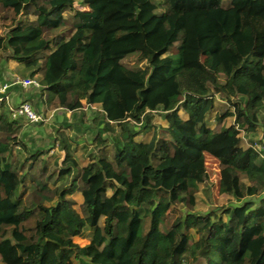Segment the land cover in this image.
<instances>
[{"label":"trees","instance_id":"1","mask_svg":"<svg viewBox=\"0 0 264 264\" xmlns=\"http://www.w3.org/2000/svg\"><path fill=\"white\" fill-rule=\"evenodd\" d=\"M222 1L0 0L12 14L6 25L0 17V64L17 63L40 85L29 93L18 86L21 103L37 114L69 112L73 123L62 126L88 134L95 148L79 173L71 140L57 129L59 184L45 193L43 182L30 194L28 173L11 160L18 120L0 104L3 264H264V144L244 149L240 138L256 131L264 112V6ZM225 53L239 62L225 65ZM134 54L136 63L127 64ZM217 98L229 108L210 128ZM84 105L95 107L86 123ZM156 117L166 139L155 135ZM228 117L233 124L223 126ZM151 129L149 142L138 139ZM108 146L110 160L94 153ZM43 151L32 147L29 168ZM206 156L219 164V194L236 205L200 214L193 208L209 178ZM78 180L83 215L71 200ZM51 192L55 202L46 205ZM86 230L88 244L80 246L73 239Z\"/></svg>","mask_w":264,"mask_h":264},{"label":"rangeland","instance_id":"2","mask_svg":"<svg viewBox=\"0 0 264 264\" xmlns=\"http://www.w3.org/2000/svg\"><path fill=\"white\" fill-rule=\"evenodd\" d=\"M229 3V0H223L222 5L227 6ZM256 5L258 7L264 6V0H256ZM76 10L84 11L86 10V7L83 6L80 3H77L74 5ZM69 13H66L64 17L66 19H69ZM5 16V24H9L11 21V10H4L0 7V17ZM30 19H34L31 17ZM2 22H0V34L4 32L2 27ZM157 21L151 22L146 29H153L156 27ZM69 26L66 25L64 27H61L54 31V33L61 34L64 31L68 30ZM79 59V58H78ZM138 59L137 54L130 55L125 62L127 64H135ZM222 61L226 65L228 63L237 64L239 62V59L231 54H223L222 55ZM79 62V60H78ZM19 69L22 68L21 66H18ZM223 81V80H222ZM134 90H126L125 94L128 96L133 95ZM25 93H29V89L25 91ZM11 95L9 97V106L15 107L18 104H12L11 103ZM30 104V103H29ZM32 109L34 110V107L30 104ZM228 105L224 100H221L217 98L215 100V109L213 112H211L206 120V124L208 127L213 128L216 126V121L214 119L215 115L217 113H223L228 109ZM35 111V110H34ZM36 112V111H35ZM84 117L82 120L88 122L93 112H95V107H87L86 105L83 106ZM37 113V112H36ZM38 115H40L43 118V122L41 125H38V129L35 131H32L34 127L27 124L25 120L20 122L21 128L19 133H17V139L20 142L18 146H16L13 150V154L11 156L12 162L17 161L18 164L23 165V171L24 173H28V176L30 177L27 179V186L28 191L30 194L33 191H36L38 189V186H41L44 182L46 185L45 193L48 191H53L55 187L58 186V182L55 180V173L59 168V163L61 161V158L63 156V153L59 150V148H52V141L54 137L55 131L58 130H64L68 137L71 140V146H72V154L75 157L77 164H78V171L81 173L82 169L87 165L88 162V154L95 151V148L93 147V144L91 142V139L89 138L88 134L79 135L74 131V128H65L62 126L63 122H69V116L68 112L62 109H57L55 111H49L46 113H43L41 110L39 111ZM180 116L182 118H185V115L180 113ZM70 123H73L71 120ZM164 121L156 117L154 125L155 127V135L156 137L161 139H166V134L164 132ZM233 124V118L228 117L224 120L223 126H229ZM35 132V133H31ZM153 130H149L146 133H142L138 139L143 142H149L153 136ZM264 112H262L261 117L259 118V123L256 127V131L254 133H250L249 135H244V133H240L241 138V146L246 149L250 146L254 147H260L264 144ZM33 144V146L31 145ZM32 147L35 149H43V156L40 158L37 162L34 163L31 168H29V162H26V158L28 154L31 152ZM56 149V150H55ZM112 148L108 146L106 149L101 150L99 152H94L96 155H99L102 158L111 159V150ZM53 151V152H51ZM42 161V163H41ZM46 163V173L41 174L39 173V169L43 164ZM206 168L209 173L208 180L202 184L199 185V192L196 194V203L195 207L193 208V211L195 213L205 214L209 213L212 210L219 209L221 207H227V206H233L236 205V202H234L230 197L222 196L219 194L217 189V181L219 178V164L218 162L213 159L210 156H206L205 160ZM43 168V166H42ZM245 184H247V180H243ZM78 189L76 193L73 195L71 200L73 201V208L80 214L83 215V210L81 208L82 203V197H81V190L83 188L81 182L78 180L77 182ZM18 190L16 191L17 194ZM48 197H50L51 200H47L45 202L46 205L53 204L55 202L54 196L52 195V192L47 194ZM178 213V208L175 212H171L168 214V221L175 216ZM147 227L146 222H144V229ZM192 234V232H191ZM90 236V232L88 230L84 231L80 237H76L73 239L75 243H77L80 246H84L88 244V238ZM190 264H205L204 261L199 258L197 261L190 263Z\"/></svg>","mask_w":264,"mask_h":264},{"label":"built area","instance_id":"3","mask_svg":"<svg viewBox=\"0 0 264 264\" xmlns=\"http://www.w3.org/2000/svg\"><path fill=\"white\" fill-rule=\"evenodd\" d=\"M19 86L23 89L32 87L38 89L40 87L39 82L33 78H20L15 77L10 81L0 80V104L9 102L10 95L9 89ZM10 118L12 120L23 119L29 124H37L43 122V118L38 115L30 106L29 103H19L15 107H10Z\"/></svg>","mask_w":264,"mask_h":264},{"label":"crops","instance_id":"4","mask_svg":"<svg viewBox=\"0 0 264 264\" xmlns=\"http://www.w3.org/2000/svg\"><path fill=\"white\" fill-rule=\"evenodd\" d=\"M22 73H23V69L22 68L19 69L18 64L13 62V61H9L8 63L0 64V75L2 76L0 78V80L10 81V80L14 79L15 77L28 78L29 72H27L25 77L21 76ZM21 89H22L23 93H25V91L29 88H26V89L21 88ZM10 95H11V101H12L11 103L14 105L19 104L23 101V98H22L23 96H22L21 91H19L18 86L11 88V94ZM67 116H69V119L71 121L72 118H71V114L69 112H68ZM21 121H23V119L17 121L19 128H21V125H20ZM165 126H166V124L163 127H165ZM32 127H34L32 131H35L36 129H38V126H32ZM31 133H35V132H31ZM31 145H33V144H31ZM51 152H53V151H51ZM0 264H3L1 262V259H0Z\"/></svg>","mask_w":264,"mask_h":264}]
</instances>
